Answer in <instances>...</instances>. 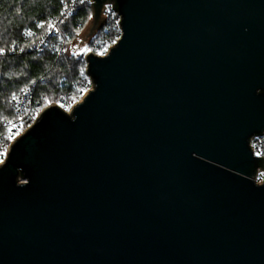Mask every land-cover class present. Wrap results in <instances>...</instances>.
I'll use <instances>...</instances> for the list:
<instances>
[{"label":"water","instance_id":"obj_1","mask_svg":"<svg viewBox=\"0 0 264 264\" xmlns=\"http://www.w3.org/2000/svg\"><path fill=\"white\" fill-rule=\"evenodd\" d=\"M107 4L92 88L0 165V264H264V0H92L89 35Z\"/></svg>","mask_w":264,"mask_h":264},{"label":"trees","instance_id":"obj_2","mask_svg":"<svg viewBox=\"0 0 264 264\" xmlns=\"http://www.w3.org/2000/svg\"><path fill=\"white\" fill-rule=\"evenodd\" d=\"M74 0H0V50L16 48L14 54L0 56V144L6 142L10 124L18 119L11 103L13 96L29 90L28 110L61 103L70 108L84 95L90 83L83 57L67 54L68 46L92 16L88 0L78 2L74 13L64 16ZM62 17V19H60ZM60 21L57 23V21ZM57 23L54 48L44 53L32 51L48 30ZM30 35L25 37L27 33ZM120 35L116 15L103 17L90 44L104 53ZM63 46L65 53L56 48Z\"/></svg>","mask_w":264,"mask_h":264},{"label":"built area","instance_id":"obj_3","mask_svg":"<svg viewBox=\"0 0 264 264\" xmlns=\"http://www.w3.org/2000/svg\"><path fill=\"white\" fill-rule=\"evenodd\" d=\"M79 1H81V0H74L72 5L65 8L62 17L74 13ZM88 4L91 6L92 0H88ZM112 7H113L112 4L106 5V9H105L103 17L106 18L110 15L115 14L116 15V21H117V28L119 29L120 35H121V28H120L121 18L119 16V14ZM62 17L60 19H62ZM60 19L57 21V23L60 21ZM57 23H54L50 20L46 34L44 36H42V38L38 42H36L32 45V48H31L32 51H36L38 54H42L48 48H54L55 47L54 42H52V39H53V37L58 35L57 29H56ZM28 35H30V32H28L27 35H25V37H27ZM120 35L117 38V40L120 38ZM56 50L61 54L65 53V51H66L63 46L57 47ZM15 52H16V48L11 47L7 51L0 50V56L1 57L5 56L8 53L14 54ZM89 53H92V54L97 55V56H104L107 52L100 53V52H98V49L96 48L95 50L89 51L84 56V59L86 58V56ZM91 88H92V84L90 81L84 95ZM28 97H29V90H26L19 95L13 96L11 99V103H12L13 107L15 108V111L18 115V119L15 122H13L12 124H10V128H9V132L7 134L6 142L0 144V165L5 161V159L7 157L8 150L10 149L13 142L18 137L23 135L29 128H31L34 125V123L36 122V120L38 119V117L41 115V113L45 110V108H47L49 106V105H47L45 107L38 106L37 108L29 111L27 108L28 107V105H27ZM74 104L70 108H72L74 106ZM55 105H58L60 107L63 104L55 103ZM249 146H250L251 152L253 154V157L264 158V133L253 135L249 139ZM260 176H264V169L263 168L257 169L256 177H255V180L257 183L264 182V180L262 182H258L257 179Z\"/></svg>","mask_w":264,"mask_h":264},{"label":"rangeland","instance_id":"obj_4","mask_svg":"<svg viewBox=\"0 0 264 264\" xmlns=\"http://www.w3.org/2000/svg\"><path fill=\"white\" fill-rule=\"evenodd\" d=\"M91 26H92V16L88 20V22L86 23V25L78 32L76 38L73 41H71V43L69 44L68 50H67V54L69 56H72V57H75V58H79V57H83L84 58V56L89 51H91L90 44H91L92 39L94 37V34H93V36L89 35L90 34V28H91ZM86 35H88V36H86ZM113 45L109 46L105 50V52H108V50ZM82 98L83 97H81V99H79L76 103H78L79 101H81ZM50 104H48V105H50ZM52 104H55V103H52ZM60 107L64 111H66L67 113H69L71 111V109L73 108V107L72 108H66L65 105H61ZM257 180H258V182H262L264 180V176H260Z\"/></svg>","mask_w":264,"mask_h":264}]
</instances>
